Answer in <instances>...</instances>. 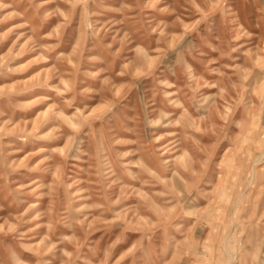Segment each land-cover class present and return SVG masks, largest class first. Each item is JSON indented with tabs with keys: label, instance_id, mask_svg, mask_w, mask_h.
I'll list each match as a JSON object with an SVG mask.
<instances>
[{
	"label": "rangeland",
	"instance_id": "rangeland-1",
	"mask_svg": "<svg viewBox=\"0 0 264 264\" xmlns=\"http://www.w3.org/2000/svg\"><path fill=\"white\" fill-rule=\"evenodd\" d=\"M0 264H264V0H0Z\"/></svg>",
	"mask_w": 264,
	"mask_h": 264
}]
</instances>
